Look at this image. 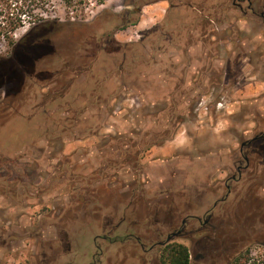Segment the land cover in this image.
Listing matches in <instances>:
<instances>
[{"label": "rangeland", "instance_id": "1", "mask_svg": "<svg viewBox=\"0 0 264 264\" xmlns=\"http://www.w3.org/2000/svg\"><path fill=\"white\" fill-rule=\"evenodd\" d=\"M102 1L0 79V264H160L168 240L190 248L191 264L258 252L263 219L240 182L225 196L242 144L264 129V0ZM177 56L184 67L165 62ZM118 117L126 132L112 128ZM178 120L186 135L172 148ZM119 134L132 142L112 144ZM76 137L96 141L65 154ZM118 145L140 158L104 162ZM248 148L264 157V139Z\"/></svg>", "mask_w": 264, "mask_h": 264}, {"label": "trees", "instance_id": "2", "mask_svg": "<svg viewBox=\"0 0 264 264\" xmlns=\"http://www.w3.org/2000/svg\"><path fill=\"white\" fill-rule=\"evenodd\" d=\"M92 2L93 0H0V44L7 45L11 53L8 59L0 56V79L9 77L11 82L22 72L23 57H30L34 52L37 54L35 59L48 55L46 52H39V47L45 46L46 48V45H50L52 41L56 42L60 36H72L74 32L81 29V25H86ZM97 2L104 3L102 0H97ZM62 13L64 18L60 16ZM22 29H26L25 33L17 38V33ZM8 83L9 81L5 82V85ZM5 102L7 103V101ZM110 139L112 144L115 140L125 144L132 142L126 138L123 139L121 134L111 136ZM134 144L135 142L133 147H137ZM115 150L119 151V154L114 155L113 159L107 160H105L106 150H101L104 162L114 161L119 164L127 161L129 164H133L140 158L137 151L136 154L135 152L134 154L126 152L127 154L123 156V150L119 145L116 149L114 148ZM124 150L128 151V149ZM262 227L264 229V224ZM103 237L110 238L108 242L112 244L121 238L106 233ZM257 246L258 252L253 250L251 245H248L242 251L231 255L228 264H264V240L258 242ZM191 255L190 248L185 243L168 240L161 244L159 262L160 264H191ZM94 260L99 261L98 257Z\"/></svg>", "mask_w": 264, "mask_h": 264}, {"label": "flooded vegetation", "instance_id": "3", "mask_svg": "<svg viewBox=\"0 0 264 264\" xmlns=\"http://www.w3.org/2000/svg\"><path fill=\"white\" fill-rule=\"evenodd\" d=\"M264 14L262 13V16ZM253 140L242 144L239 162L235 163V170L231 172L226 183L227 194L229 197L235 190L236 184L241 183L244 187L242 197L252 204L255 220L262 218L259 225L264 224V157L250 151L248 146L255 140L264 139V129ZM246 196V197H245ZM263 229V227H262Z\"/></svg>", "mask_w": 264, "mask_h": 264}, {"label": "crops", "instance_id": "4", "mask_svg": "<svg viewBox=\"0 0 264 264\" xmlns=\"http://www.w3.org/2000/svg\"><path fill=\"white\" fill-rule=\"evenodd\" d=\"M176 60H174L172 57H170V60H167V61H165V62H170L171 61V63H177V64H183V67H184V57L183 56H177L176 58H175ZM180 65H177L176 67H175V69H177V68H179V66ZM172 66V65H171ZM193 66V65H192ZM182 67V66H181ZM182 67V68H183ZM189 67H191V65H189ZM181 68V69H182ZM192 69H194V67H192ZM182 72V71H181ZM173 74H175V73H173ZM177 74V73H176ZM169 79H171V80H173L174 79V77H172L171 75L168 77ZM192 78H194L193 76H191V79H188L187 80V83L189 82V84L191 85H189V86H187V87H190L189 89H193V91L196 89V88H198V87H200V83L199 82H196V84L194 83V81L192 80ZM124 81V80H123ZM147 81V80H146ZM103 84V83H102ZM112 84H113V82H110V83H105L104 85H102L101 86V93L99 94V96H103V95H105V94H107V92H108V90L106 89V88H110L111 86H112ZM246 84V83H245ZM180 85H185V82H184V80H182L181 81V83H180ZM246 89H247V87L245 86V85H243ZM243 86L241 85L240 87H236L235 88V90L236 91H239V92H241L242 90L244 91V88H243ZM184 87V86H183ZM146 88V87H145ZM175 88H179V83L177 82L176 84H175V86H174V91H175ZM177 90V89H176ZM178 91V90H177ZM144 92V90L142 91V93ZM122 93V92H121ZM164 93L165 92H163L162 90L160 91V92H158V93H154V91H149V90H146L145 89V93H144V95H148V96H150V97H153V94H160V95H164ZM177 93V92H176ZM178 94V93H177ZM118 95H119V92H118ZM180 102V103H179ZM178 103L180 104V106H179V110L180 109H182V107H184V104H186L184 101L182 102L181 101V98H180V101H179ZM177 107H178V105H177ZM116 119H118V120H116V122H112L111 123V125H112V128H114L116 131H120V132H126L128 129H130V124H126L125 122H123V121H121L120 120V118L118 117V118H116ZM121 122H123V123H121ZM186 130V126H185V123H184V121H179L178 120V122H177V125H176V130H175V132L173 133V135H172V137L170 138V139H168L167 140V143H168V145L170 146V147H172V148H175V147H178L180 144H182L183 143V136L184 135H186L185 134V131ZM88 139V141L90 140V142H88V143H90L91 145L92 144H94L95 143V139H92L91 137H89V138H87ZM87 139H84L83 137H76V138H74V139H72V140H70L69 142H68V145H66V150H65V154H70L71 153V155H73V156H75L76 154L75 153H77L76 151H77V149L81 146V145H83V143H86V142H84V140L86 141ZM168 146V147H169ZM0 197H1V199H3V200H5V197L3 196V195H0Z\"/></svg>", "mask_w": 264, "mask_h": 264}]
</instances>
